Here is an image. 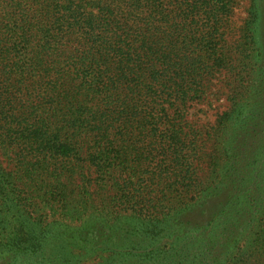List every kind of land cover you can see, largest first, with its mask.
Segmentation results:
<instances>
[{
    "label": "trees",
    "instance_id": "obj_1",
    "mask_svg": "<svg viewBox=\"0 0 264 264\" xmlns=\"http://www.w3.org/2000/svg\"><path fill=\"white\" fill-rule=\"evenodd\" d=\"M234 4L0 0V201L8 203L11 187L44 188L52 195L37 206L55 212L57 204L64 215L15 216L20 228L7 231L0 264H79L106 252L119 258L112 264L264 263V0H251L246 22L257 35L251 87L224 114L241 132L228 165L242 164L245 174L231 181L218 213L200 223L180 218L207 201L206 189L188 201L198 139L184 117L224 63ZM116 165L124 177H112ZM138 165L172 195H145L131 181ZM91 168L102 175L96 186L110 182L121 211L104 212L87 185L84 202L70 199L76 175L85 180Z\"/></svg>",
    "mask_w": 264,
    "mask_h": 264
},
{
    "label": "rangeland",
    "instance_id": "obj_2",
    "mask_svg": "<svg viewBox=\"0 0 264 264\" xmlns=\"http://www.w3.org/2000/svg\"><path fill=\"white\" fill-rule=\"evenodd\" d=\"M251 0H235V4L231 10L227 26L225 28V43L224 52L225 60L224 63L217 66L213 72V75L204 82V92L200 99L188 103V107L185 112V119L190 123L192 131L195 133L198 139L197 150L195 151V159L192 161L194 172L185 175L188 183L193 184V189L188 194V201L192 202L199 192L206 189L208 195L205 204L196 203L195 205L188 208L187 211L180 214V218L186 222L200 223L204 220L208 214L213 212L218 213L220 211V205L230 193V183L233 179H239L244 176L242 175L243 167L239 164L237 167L228 165V158L232 147L235 143L241 139V132L235 127L231 129L229 124V117L225 116V112L231 110L234 103L244 97L251 87V80L254 77L255 63L254 61L258 58L256 55V43L255 36L256 32L253 26L246 27V22L250 20L249 7ZM116 132H114L115 135ZM113 134V133H112ZM114 137V136H113ZM116 148H121L124 143L116 140ZM142 147L140 146V149ZM140 149L138 150L140 152ZM18 147L15 148V151ZM124 159V156L121 157ZM128 158H131L128 156ZM133 157L130 159V163L133 161ZM243 160V158H242ZM244 161V160H243ZM11 166V164H9ZM116 171L112 172V177H124L122 173H119V169L114 166ZM144 166H134L135 176L131 181L137 184H143L141 188L145 195H153L158 198H165V196L172 195L169 190L158 181L146 177V170ZM10 169H13L10 167ZM14 173V172H12ZM76 187L75 193L70 195V199L76 198V202L85 201V193L82 187L87 185L90 191L93 192L95 205L102 204V210L113 215L118 211H121L118 206L113 202L115 191L109 187V181H101L99 186H96L97 176L102 178L98 172L87 171L85 180L81 176L76 175ZM96 177V179H94ZM145 178L146 180L142 179ZM190 177V179H187ZM52 177H48L44 180L45 183L51 182ZM68 180L63 179L64 184H67ZM122 180L121 182H123ZM44 182L43 185L45 184ZM46 189H51L49 185L45 186ZM137 185L135 186V188ZM13 195L9 196L7 204H1L0 201V250L5 249V240L7 231L14 230V226L19 223L17 217H28L32 220H42L49 222L52 217L60 219L64 217L61 208L56 204L54 207L55 212L48 207L42 208L39 204L40 197L48 198L49 194L42 188L39 192H33L24 189L21 185L17 187H11ZM181 191V190H180ZM138 193V192H134ZM183 193V192H181ZM15 195V199L12 197ZM54 195V194H53ZM67 200L68 197H67ZM78 206L80 204H77ZM85 206V205H84ZM169 203L164 202L163 212L164 215L169 212ZM20 209L21 211H19ZM207 212V213H206ZM17 216V217H15ZM179 216V215H178ZM260 218V217H259ZM220 220V219H219ZM260 219H258V222ZM162 222V221H160ZM221 222V221H220ZM219 222V225H220ZM20 228V225L17 226ZM170 229L169 227H167ZM245 241V237L241 235V241L236 243L233 255L240 252L241 245ZM183 243V242H181ZM67 243H62L61 247L64 250V246ZM69 245V243H68ZM60 245H54L52 252H57ZM71 254H81L74 245H69ZM169 250V249H168ZM254 251H257L255 249ZM256 253V252H255ZM65 256V255H63ZM61 256L62 259L66 258ZM251 258H259L258 256H252ZM119 259V258H118ZM118 259L110 257V253L106 252L102 255L95 256L92 259H82L79 264H112L114 261L117 263ZM109 260V262H108ZM66 262L68 260L66 259ZM64 264V263H57ZM67 264H70L68 262ZM251 264H264L263 261L255 260Z\"/></svg>",
    "mask_w": 264,
    "mask_h": 264
}]
</instances>
